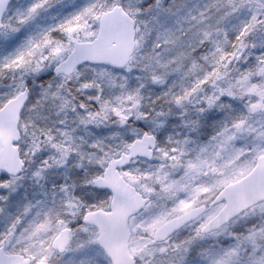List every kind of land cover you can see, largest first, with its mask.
<instances>
[{"label": "snow or ice", "instance_id": "6c2138e0", "mask_svg": "<svg viewBox=\"0 0 264 264\" xmlns=\"http://www.w3.org/2000/svg\"><path fill=\"white\" fill-rule=\"evenodd\" d=\"M0 264H264V0H0Z\"/></svg>", "mask_w": 264, "mask_h": 264}]
</instances>
